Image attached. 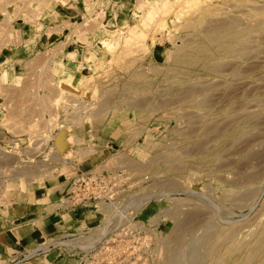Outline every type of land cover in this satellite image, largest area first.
<instances>
[{
	"label": "rangeland",
	"instance_id": "obj_1",
	"mask_svg": "<svg viewBox=\"0 0 264 264\" xmlns=\"http://www.w3.org/2000/svg\"><path fill=\"white\" fill-rule=\"evenodd\" d=\"M88 1L84 0V3L87 4ZM105 1L110 9L108 7L104 23L80 20L72 24L64 23L66 30L63 32V28L60 31L62 39L54 42L55 39L52 38V45L38 48L30 56H22L23 62L20 61L16 77L24 80L25 84L4 91L0 89L3 97V118L0 126L14 135V144L17 145V138H20L26 146L21 151L15 149L16 161H19L21 152L28 157V154L34 155L39 162L45 164L41 168L46 169L45 173L49 176L53 175L57 164L63 161L74 162L82 167L87 156L97 149L96 146L109 140L108 145H112V149L109 148L103 160L109 163L118 161L120 165L129 167L136 176L148 177V181L137 187L134 193L135 197L140 198L134 204V220L157 226L156 259L130 264H165L172 254L173 245L170 246L169 239L173 229L178 225L182 226L181 223L177 225L176 218L173 217L176 212L182 214L180 218L187 219V222L189 219L191 221V217L195 219L189 221L193 227L189 225L190 228H185L183 232L182 251L185 250L186 255H181V264L189 263L187 254L193 247L192 238L201 239L208 230L212 231L207 229L209 224L228 226L234 223L233 225L240 228L239 237L245 232L238 242L248 240L254 230H264V146L261 148V144H264V24H255L261 18L254 11L255 6H264V0H241L240 3H236V0ZM59 2L0 0V51L22 45L23 29L28 25L40 27V20H48ZM116 2V6L111 5ZM213 5L222 6L221 15L207 16V21L200 25L189 29L186 27L191 12ZM154 8L158 12L156 15L153 13L155 17L150 14ZM46 15L48 16L45 17ZM219 18H231L230 20H235L240 26L251 27L244 42L248 47L247 53L224 56L215 53L214 57L220 59L224 65L222 71L216 70L217 72L204 71L200 65L203 59L196 65L174 63L175 54L193 41H204L205 31ZM144 20H147L146 25ZM133 25L137 29L131 37L134 40H128L132 43L128 44L126 41L112 52L107 50V43L119 40L122 42L127 32L122 34L121 30L127 31ZM52 30L47 29L49 35ZM73 41L90 48L91 55L87 56V64H80L78 73L75 74L74 87L69 89L71 91H63L55 79L52 65L58 61L67 44ZM99 55L100 61L95 58ZM139 68L142 70L137 72ZM167 69L170 71L164 77L163 71ZM64 78L58 79L63 83ZM124 83L145 90H141L140 96L144 107L128 105L122 95L128 86ZM201 92L206 93L205 104L209 105H205V112L185 103ZM103 95L112 97L114 103L104 114L94 115V111L100 107L96 103L91 110L79 113V119L70 117L75 105L81 107L82 104L86 105ZM81 110L84 111L85 108ZM202 119L207 120V128ZM68 136H79L81 140L78 143L71 141L66 146L56 142L57 139ZM78 148L81 152H90L82 155L76 151ZM257 151L262 152L253 158L252 153ZM200 158H205L206 167L198 165ZM223 162L227 163L222 167ZM19 169L21 168H14L15 171ZM242 170L241 174L249 177L248 180L251 177L249 175L255 174L257 178L252 176L246 186L238 188L233 184L234 173ZM224 178H227L226 181ZM246 189L251 192L245 195ZM152 195L159 197L153 198ZM143 200L145 202H141ZM250 230L251 234H246Z\"/></svg>",
	"mask_w": 264,
	"mask_h": 264
},
{
	"label": "crops",
	"instance_id": "obj_2",
	"mask_svg": "<svg viewBox=\"0 0 264 264\" xmlns=\"http://www.w3.org/2000/svg\"><path fill=\"white\" fill-rule=\"evenodd\" d=\"M59 1L48 20L46 18L40 20V27L28 25L25 30L23 29L22 45L0 51V61L3 59L0 62L2 91L25 84L24 80L16 77L24 56L32 55L38 48L52 45L53 42H50L52 38L55 39L54 42L62 39L60 31L64 28V23H76L83 16L84 0ZM48 28L53 29L50 35L47 32ZM65 30L66 28L63 32ZM61 53L58 61L52 65L53 74L58 84L60 82L58 78L65 77L70 83L68 86L74 87L75 74L78 73L80 64L88 63L87 56L91 55V50L83 43L73 41L68 43L65 51L62 50ZM95 58L100 61V55ZM2 102L3 97L0 94V121L3 118ZM14 140H16L14 135L0 126V264L11 263L44 239L74 231L80 224L92 226L97 223V216L81 209L75 213L62 212L57 208V203L68 181L78 171H86L96 166L107 156L110 148L107 140L106 143L96 146L97 149L87 156L82 167L74 162L63 161L57 164L53 175L47 176L46 169L41 168L45 164L39 162L34 155L28 154V157L21 152L19 161H16L15 151H21L20 149H25L26 146L17 138V147ZM93 145L95 146L94 143ZM16 167L21 169L15 171ZM77 262L75 254L62 253L54 248L18 264H77Z\"/></svg>",
	"mask_w": 264,
	"mask_h": 264
},
{
	"label": "bare ground",
	"instance_id": "obj_3",
	"mask_svg": "<svg viewBox=\"0 0 264 264\" xmlns=\"http://www.w3.org/2000/svg\"><path fill=\"white\" fill-rule=\"evenodd\" d=\"M159 1V0H157ZM193 1V0H192ZM191 1V2H192ZM241 0H236V3H240ZM166 3V2H165ZM165 3H163L162 5H165ZM190 3V2H189ZM157 4V3H156ZM155 5V4H154ZM247 5V4H246ZM157 6V5H156ZM169 6V5H168ZM175 6V5H174ZM223 6V4H222ZM222 6L221 5H213L211 7H206L202 10H195L193 12H191L190 14V17L187 19L186 21V27L189 29V28H194L197 24L200 25V23L202 22H205L207 21V16H217V15H221V12H222ZM225 6V5H224ZM230 6V5H229ZM234 6V4H233ZM231 7V6H230ZM237 7V6H236ZM251 7V6H250ZM171 8V7H170ZM252 8V7H251ZM152 9V8H151ZM166 9V7H165ZM227 10V9H226ZM225 10V11H226ZM224 11V12H225ZM252 11V10H251ZM255 15L261 19L257 20V22H255V24L257 25H260V24H264V6H260L258 8H256L255 6ZM155 12V8L153 10H151L150 14L154 13ZM157 12V11H156ZM156 12H155V15H156ZM178 12V11H177ZM244 12V11H243ZM149 13V12H148ZM158 13V12H157ZM165 13V12H164ZM170 13V12H169ZM149 15V14H148ZM147 15V16H148ZM155 15H151V16H154ZM224 15V14H223ZM226 15V14H225ZM227 16V15H226ZM253 16V15H252ZM218 17V16H217ZM232 17V16H231ZM251 17V16H250ZM145 18V17H144ZM148 19V18H146ZM231 19V18H230ZM229 19V20H230ZM212 20V19H210ZM216 20V19H214ZM225 20L224 18H219L217 19L216 21L217 22H213L214 25L210 26V29H207L204 33V41H200V42H194L191 43V44H188L186 47H184L182 50H180L179 52H177L174 56V63L176 62L177 64H182V65H196L201 59H203V63L201 61V67L204 69V71H208V72H211L213 70H221L222 68V61H220V59H216V56L215 53H218L220 54L221 56L223 55H233V54H245L246 51H248V47L246 45H244V42L246 41L247 39V32H249V30L251 29L250 26H245L243 27V25H238L237 22L235 20ZM239 20V19H238ZM145 21V20H144ZM240 21V20H239ZM250 21V20H249ZM142 24H143V21H141ZM149 22V20H148ZM147 23V20L144 22V24L146 25ZM150 23V22H149ZM208 23V22H207ZM210 23V22H209ZM249 23V22H248ZM143 24V25H144ZM184 24V23H183ZM254 24V23H253ZM136 26V24H134ZM133 25V27L129 26L130 28L127 29H124V30H121L122 31V34H124L125 32H127V36H124V39L122 40V42L117 41L115 43H107V50L109 51H113L115 47H117L119 44L123 43V42H128V44L132 43L128 40H134L133 38H131L134 33H135V30L137 29L135 26ZM149 24H147L148 26ZM146 26V27H147ZM184 26V25H183ZM207 27V26H206ZM205 27V28H206ZM255 27V26H254ZM186 28V30H187ZM198 28V27H197ZM204 28V29H205ZM209 28V27H208ZM218 29V30H217ZM214 30V31H212ZM217 30V32H216ZM112 31V30H111ZM185 31V30H184ZM189 32V31H188ZM190 33V32H189ZM136 36V35H135ZM134 36V38H135ZM140 36V35H139ZM146 36V35H145ZM202 36V35H201ZM137 37V36H136ZM141 37V36H140ZM195 38V37H194ZM101 39V38H100ZM112 39V38H111ZM114 39V38H113ZM190 39V38H189ZM109 40V39H108ZM136 40V39H135ZM112 41V40H111ZM135 42V41H134ZM192 42V41H191ZM181 43V42H180ZM127 44V43H126ZM133 45V44H132ZM183 45V44H182ZM126 46V45H125ZM176 46V45H175ZM116 49V48H115ZM211 49V50H210ZM178 50V48H177ZM137 51V50H136ZM148 51V50H147ZM247 53V52H246ZM136 54V53H135ZM247 57V56H246ZM74 58V57H73ZM133 58V56H132ZM129 59V58H128ZM136 60V58H134ZM132 59H130L131 61ZM171 61V60H170ZM173 61V60H172ZM131 63V62H130ZM172 63V62H171ZM232 63V61H231ZM229 63V64H231ZM237 63V61H236ZM235 63V64H236ZM128 64V63H127ZM238 64V63H237ZM174 65V64H173ZM176 66V65H175ZM224 66V65H223ZM234 66V65H233ZM236 66V65H235ZM187 67V66H186ZM224 68V67H223ZM131 69V68H130ZM229 68H227L228 70ZM231 69V68H230ZM247 69V68H246ZM140 70L142 69H138L137 72H140ZM155 72H159L158 70L154 69ZM225 70V69H224ZM127 71V70H126ZM170 70H164L163 71V76L164 75H167L169 73ZM218 71V72H219ZM222 71V70H221ZM230 71V70H229ZM238 71V70H237ZM217 72V71H216ZM227 72V71H226ZM225 73V72H224ZM245 73V72H244ZM139 74V73H138ZM158 74V73H157ZM111 75V74H110ZM166 77V76H164ZM121 78V77H120ZM171 78V77H169ZM165 79V78H164ZM169 80V79H168ZM195 80V79H194ZM61 82V81H60ZM59 82V84H60ZM205 82V81H204ZM68 83L65 78L63 80V83L60 84L61 85V89L63 91H71L69 89H71V86H68ZM189 83V82H188ZM187 83V84H188ZM194 83V82H192ZM128 85L126 90L122 93V95L125 97V100L127 101L128 105L130 104V106L132 107H135V108H141L143 106V103H142V99H140V96L142 95V91L145 92V90H139L137 89L135 86H131L130 84L128 83H124V85ZM131 84H135V83H132ZM142 84V83H141ZM190 84V83H189ZM59 85V86H60ZM125 85V86H126ZM137 85V84H136ZM152 85V84H151ZM202 85V84H201ZM214 85V84H213ZM123 86V85H122ZM141 86V85H140ZM143 86V85H142ZM147 86V85H145ZM212 86V85H211ZM63 87V88H62ZM192 87V86H191ZM194 87V85H193ZM109 88V87H108ZM113 88V87H112ZM116 88V86H115ZM199 88V87H198ZM213 88V87H212ZM211 88V89H212ZM118 89V88H117ZM158 89V88H156ZM208 89V88H207ZM61 90V91H62ZM110 90V89H109ZM108 90V92H109ZM150 90V89H149ZM201 90V89H200ZM105 91V90H104ZM103 91V92H104ZM114 90H112L113 92ZM116 91V90H115ZM100 92V91H99ZM147 92V90H146ZM154 93V91H152ZM160 92V91H159ZM169 92V91H168ZM188 92V91H187ZM111 93V92H110ZM104 94V93H103ZM106 94V92H105ZM104 94V95H105ZM100 96V98L98 97L97 100H94L93 102H90V103H87L86 105L85 104H82L81 107L75 105V109H73L71 112H70V117H72L73 119H76L78 117V119L81 117L80 115H78L79 113H83L85 111H88L89 109L91 110L92 107L97 103L98 105L100 104V107L98 109H96L94 111V115H101V114H104L103 112L106 111V109H108L112 103H113V100H111L110 96ZM107 95V94H106ZM115 95V94H114ZM144 95V94H143ZM118 96H120L119 98H121V95L118 94ZM147 96V95H145ZM144 96V97H145ZM186 97V96H185ZM184 97V98H185ZM193 97V96H192ZM206 93H202L201 94H197V96L191 98L190 100L186 101L185 103L189 106V107H192V108H196L197 110H200L202 112H205V107L207 106L205 104V98H206ZM142 98V97H141ZM150 98V97H149ZM122 99V98H121ZM120 99V100H121ZM145 99V98H144ZM166 99V98H165ZM124 100V99H123ZM146 100V99H145ZM148 100V99H147ZM150 100V99H149ZM179 101V99H177ZM182 100V99H180ZM73 102V101H72ZM74 102H76L74 100ZM146 102V101H145ZM166 102V100H165ZM174 102V101H173ZM150 103V102H149ZM207 103V102H206ZM114 104V103H113ZM171 104V103H169ZM96 105V106H98ZM206 105V106H205ZM209 106V105H208ZM207 106V107H208ZM254 106V105H252ZM257 106V105H256ZM85 108L84 111H82L81 109ZM144 107V106H143ZM81 108V109H80ZM110 109V108H109ZM147 109V108H146ZM81 110V111H80ZM149 110V109H147ZM232 110V109H231ZM194 113V112H193ZM192 113V114H193ZM171 114V113H170ZM69 115V114H68ZM186 115V114H185ZM207 115V114H206ZM241 116V115H240ZM239 118V117H238ZM71 119V120H73ZM237 119V118H236ZM203 120V119H202ZM209 121V120H208ZM233 121V120H232ZM200 122V121H199ZM203 125L206 126V128L208 127L207 125V120H203ZM219 122V121H218ZM217 122V123H218ZM214 123V122H213ZM230 123L231 120H230ZM192 124V123H191ZM262 124V123H261ZM214 125V124H213ZM248 126V125H247ZM223 127V126H222ZM230 127V126H229ZM251 127V126H250ZM192 128V127H191ZM221 128V127H220ZM219 128V129H220ZM227 128V127H226ZM183 129V128H182ZM209 129H212V128H209ZM222 129V128H221ZM224 129V127H223ZM262 129V128H261ZM179 130V129H178ZM188 130V129H187ZM225 130V129H224ZM228 131V130H227ZM191 132V131H190ZM221 132V131H220ZM205 133V132H204ZM187 134V132H186ZM219 135V133H217ZM232 134V133H230ZM250 134V133H249ZM261 135V134H260ZM182 136V135H181ZM188 136V134H187ZM62 139H57L56 142L58 144H63L64 146H66L69 142L73 141V142H79L81 140V138L79 136H74V137H71L69 138L68 137H61ZM150 138V137H149ZM212 138V136H211ZM250 138V137H249ZM187 139V138H186ZM192 139V138H191ZM188 140V139H187ZM253 140V139H252ZM255 140V139H254ZM189 141V140H188ZM209 141V140H208ZM250 141V140H249ZM191 143V141H190ZM261 143V142H260ZM204 144V143H203ZM173 146V145H172ZM262 146H264V144L262 143L261 144V148ZM197 147V146H196ZM243 147V146H242ZM70 148V147H69ZM201 148V147H200ZM228 148V147H227ZM246 148V147H245ZM187 149V148H186ZM192 149V148H191ZM190 149V150H191ZM198 149V148H197ZM196 149V150H197ZM264 149V148H263ZM199 150V149H198ZM76 151L79 153L81 152V149H76ZM193 151V150H192ZM200 151V150H199ZM263 151V150H262ZM261 151V152H262ZM67 152V151H66ZM90 152V150H85V151H82L81 154L82 155H85V154H88ZM260 152V153H261ZM183 153V152H181ZM198 153V152H197ZM259 152H254V154L252 153L253 155V158H254V155H257ZM259 153V154H260ZM69 154V153H68ZM166 154V153H165ZM229 154V153H228ZM231 155V154H230ZM68 156V155H67ZM178 157V156H177ZM232 157V156H231ZM258 157V156H256ZM255 157V158H256ZM226 158V157H225ZM239 158V157H238ZM248 158V157H247ZM259 158V157H258ZM169 159V158H168ZM205 158H200L198 160V165H201L202 167H206L207 166V163L206 161L204 160ZM175 160V159H174ZM232 160V159H231ZM261 160V159H260ZM170 161V160H169ZM173 161V160H172ZM171 161V162H172ZM176 161V160H175ZM225 161V160H224ZM259 161V160H258ZM264 161V160H263ZM134 162V161H132ZM130 162V163H132ZM164 162H167V161H164ZM174 162V161H173ZM172 162V163H173ZM177 162V161H176ZM154 163V161H153ZM168 163V162H167ZM170 163V162H169ZM221 163V162H220ZM224 163H227V162H223L222 163V167H223V164ZM246 163V162H245ZM262 163V162H261ZM126 164V163H125ZM129 164V163H128ZM138 164V163H137ZM152 164V163H151ZM171 164V163H170ZM133 165V164H132ZM147 165V164H146ZM156 165H160V164H156ZM219 165V164H218ZM217 165V166H218ZM228 165V164H227ZM247 165V164H246ZM251 165V164H249ZM261 165V164H260ZM135 166V165H134ZM133 166V167H134ZM143 166V165H142ZM163 166H166V165H163ZM169 166V165H168ZM171 166V165H170ZM197 166V165H196ZM200 166V167H201ZM262 166V165H261ZM172 167V166H171ZM183 167V166H182ZM182 167H180L182 169ZM244 167V166H243ZM179 168V170H180ZM192 167H190L191 169ZM171 169V168H170ZM178 169V167H177ZM195 169V168H194ZM217 169V167H216ZM238 170V169H237ZM241 170V169H240ZM164 171V170H163ZM166 171V170H165ZM181 171V170H180ZM211 171V170H210ZM51 172V171H50ZM243 172L240 171L239 172H236L234 173L235 175V179H234V185L237 186L238 188H241V187H244L247 185L248 181H250L251 178H255L256 175L254 174L253 175H249L251 176L250 179L248 180L247 176H244V174L242 175L241 173ZM51 174V173H49ZM230 174V173H229ZM228 174V175H229ZM251 174V173H250ZM259 174V173H258ZM192 175V174H191ZM190 175V176H191ZM232 175V174H231ZM34 176V175H33ZM36 176V175H35ZM51 176V175H49ZM206 176V175H205ZM253 176V177H252ZM208 177V176H207ZM229 177V176H228ZM222 178V177H220ZM234 178V177H232ZM257 178V177H256ZM260 178V177H259ZM150 179V178H149ZM190 179V178H189ZM227 179V178H226ZM226 179L224 178V181H226ZM192 180V179H191ZM220 180V179H219ZM162 183V180L160 181ZM254 182V181H253ZM176 184L178 182H175ZM195 183V182H194ZM170 184V183H168ZM182 185V184H181ZM166 186V185H164ZM232 186V185H231ZM168 188V186H167ZM175 189V187H174ZM177 189V188H176ZM181 189V188H180ZM184 189V188H183ZM171 190V189H169ZM185 190V189H184ZM210 190V189H209ZM187 191V190H186ZM189 191V190H188ZM187 191V192H188ZM251 191H247V189L245 190L244 194H248L250 193ZM163 194V193H162ZM190 194V193H188ZM192 194V193H191ZM164 195V194H163ZM163 195H160V196H163ZM194 195V193H193ZM153 196V195H152ZM154 196H157V195H154ZM153 196V198H154ZM243 196V195H241ZM240 196V197H241ZM151 197V196H150ZM159 197V196H157ZM225 197V196H224ZM148 198V197H147ZM198 198V197H197ZM201 198V197H200ZM248 198V197H247ZM150 199V198H149ZM152 199V197H151ZM159 199V198H158ZM181 199V198H180ZM241 199H244V198H241ZM141 202H145L144 200L141 201ZM140 202V203H141ZM201 202V200H200ZM197 203V202H196ZM142 204V203H141ZM239 205V204H238ZM200 206V205H199ZM240 206V205H239ZM216 208V207H215ZM264 208V207H263ZM179 210V209H178ZM197 212V211H196ZM204 212V211H203ZM200 213V212H199ZM202 213V212H201ZM207 213V212H206ZM211 213V212H210ZM261 213V212H260ZM190 214V213H189ZM188 214V215H189ZM194 214V213H192ZM190 214V215H192ZM205 214V213H204ZM212 214V213H211ZM259 214V213H258ZM176 215V216H175ZM176 214L174 213V218H176V221H177V225L178 223H181L182 226L178 227L176 226L174 229H173V234L172 236L170 237L169 239V244L170 246L173 245V248L171 249L172 251V254L167 258V261L165 262V264H181L183 263V261L181 262V255L185 254V250L182 251V248H183V245H184V239H183V232L189 227L190 223V219L188 220V222L186 221L187 219L185 218H180V214ZM195 215V214H194ZM200 215V214H199ZM208 215V214H206ZM197 216H198V213H197ZM203 216V214H202ZM201 216V217H202ZM212 216V215H211ZM255 216V215H254ZM185 217V216H184ZM191 217V216H190ZM173 218V219H174ZM189 218V217H187ZM185 219V220H184ZM195 221V219L193 217H191V221L193 220ZM210 219V218H209ZM208 219V220H209ZM221 220V219H220ZM253 220V219H252ZM190 221V222H191ZM251 222V221H250ZM194 223V222H193ZM191 223V224H193ZM216 223V222H215ZM222 223V222H221ZM224 223H226V221H224ZM230 223V222H229ZM241 223V222H240ZM217 224V223H216ZM234 224V223H233ZM229 225L228 226H216L214 224H209L207 225V229H211L212 231H207V233H205L203 235V237H200L195 239L192 238V243L191 246L193 245V247H191L189 253L187 254V261L189 262L188 264H264V230H258V231H255L252 232L251 234V230L248 232L246 231L247 233L246 234H251L250 238L244 242H238L239 239L241 238V236L245 233L243 232L241 234V236L239 237V234L241 233L240 232V228L238 226H235V225ZM239 224V223H238ZM248 224V223H247ZM193 227V225H190ZM198 227V226H197ZM206 227V226H205ZM186 228V229H185ZM190 228V227H189ZM242 229V228H241ZM188 230V229H187ZM195 230V229H193ZM172 231V230H171ZM192 231V230H191ZM190 231V232H191ZM206 231V229H205ZM204 231V232H205ZM188 233V231H187ZM200 236V235H199ZM186 237V236H185ZM184 237V238H185ZM195 239V241H194ZM242 239V238H241ZM191 241V238L189 239ZM166 241V239H165ZM194 241V242H193ZM161 242V241H160ZM189 242V241H188ZM191 243V242H190ZM196 243V244H194ZM190 246V245H189ZM187 247V246H186ZM167 249H169L168 247H166ZM168 251V250H167ZM169 253V252H168ZM186 255V254H185ZM163 257V256H162ZM185 257V256H184ZM184 260L186 259L183 258ZM182 259V260H183ZM186 262V261H185ZM187 263V262H186ZM156 264V263H155Z\"/></svg>",
	"mask_w": 264,
	"mask_h": 264
},
{
	"label": "built area",
	"instance_id": "obj_4",
	"mask_svg": "<svg viewBox=\"0 0 264 264\" xmlns=\"http://www.w3.org/2000/svg\"><path fill=\"white\" fill-rule=\"evenodd\" d=\"M108 7L105 0H89L80 21L104 23ZM147 181L148 177L136 176L118 161L109 163L103 160L89 170L78 171L68 181L57 208L69 213L84 210L97 216V223L92 226L80 224L74 231L44 239L8 264H18L54 248L62 253L75 254L77 264L154 261L157 257V226L134 220V204L140 201L134 193Z\"/></svg>",
	"mask_w": 264,
	"mask_h": 264
}]
</instances>
